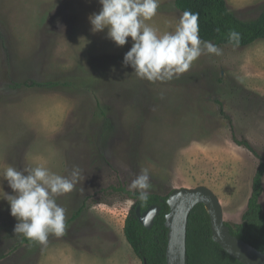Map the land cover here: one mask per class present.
I'll list each match as a JSON object with an SVG mask.
<instances>
[{
    "label": "rangeland",
    "instance_id": "rangeland-1",
    "mask_svg": "<svg viewBox=\"0 0 264 264\" xmlns=\"http://www.w3.org/2000/svg\"><path fill=\"white\" fill-rule=\"evenodd\" d=\"M227 3L245 20L264 10V0ZM101 7L99 0H0V169L82 171L74 189L57 198L65 222L81 209L79 216L45 244H22L0 199V257L8 254L0 264H143L124 233L135 203L127 191L143 168L149 193L211 188L230 225L247 209L264 156V38L216 45L221 55L204 52L178 78L149 82L122 66L131 37L117 46L107 29L91 30L89 16ZM182 13L174 0H159L146 23L163 34ZM26 79L69 85L14 87ZM3 190L12 193L6 181ZM259 200L264 207V178Z\"/></svg>",
    "mask_w": 264,
    "mask_h": 264
},
{
    "label": "clouds",
    "instance_id": "clouds-1",
    "mask_svg": "<svg viewBox=\"0 0 264 264\" xmlns=\"http://www.w3.org/2000/svg\"><path fill=\"white\" fill-rule=\"evenodd\" d=\"M101 9L92 13L89 21L93 32L107 29V38L117 46H124L131 37V47L123 57L122 66L131 67L132 73L149 82H164L178 78L191 67L202 53L221 55L222 49L199 37L198 13L184 11L173 30L159 34L146 21L157 13L159 0H99ZM240 33L229 30L228 40L239 44ZM82 171L74 166L68 176H61L44 165L17 169L8 165L0 169V182L6 181L12 189L4 190L0 199L9 204L10 215L17 223L14 233L45 244L49 234L57 237L65 232L66 209L57 198L71 192L80 182ZM150 176L141 169L129 186L138 200L149 199ZM151 215V213H149Z\"/></svg>",
    "mask_w": 264,
    "mask_h": 264
},
{
    "label": "trees",
    "instance_id": "trees-1",
    "mask_svg": "<svg viewBox=\"0 0 264 264\" xmlns=\"http://www.w3.org/2000/svg\"><path fill=\"white\" fill-rule=\"evenodd\" d=\"M175 5L182 12L191 11L198 13L199 37L204 41H210L215 45L231 44L235 46H247L255 41L264 38V10L255 18L245 20L238 17L228 6L227 0H174ZM235 30L240 33L239 44L229 42L228 32ZM59 85H69V82L62 81H37L26 79L16 82L15 88L22 86L28 88H52ZM220 104L221 113L229 120L227 114ZM101 114L105 119L106 126L111 125V121L105 111ZM236 143L251 149L246 139L240 140L233 135ZM264 178V156L260 158V163L256 169L252 182V192L248 200V205L240 223L228 224L233 235L250 243L264 253V207L260 203V196L263 193ZM130 197L135 199L133 207L130 209L124 226L125 236L133 248L136 255L148 264H166V248L168 243V228L165 226L166 215L170 211L167 200L171 193L161 195L158 193H148L147 202H141L131 191H127ZM157 204L161 207L160 213L155 218L152 228L144 226L138 218L137 207L141 206L144 212L150 206ZM78 209L69 218L65 225H69L80 214ZM22 244H35L36 241L29 240L23 235L20 236ZM187 264H243L231 256L213 238L211 218L204 204L200 203L194 207L188 223L187 235ZM14 248L9 252H13ZM8 254L0 257V260Z\"/></svg>",
    "mask_w": 264,
    "mask_h": 264
},
{
    "label": "water",
    "instance_id": "water-1",
    "mask_svg": "<svg viewBox=\"0 0 264 264\" xmlns=\"http://www.w3.org/2000/svg\"><path fill=\"white\" fill-rule=\"evenodd\" d=\"M170 211L166 215L165 226L168 228L166 264H187V235L189 216L194 207L204 204L211 218L213 238L231 256L243 264H264V253L235 236L224 220L223 207L215 192L205 186L182 187L174 189L167 200ZM161 207L157 204L150 206L144 212L137 207L139 221L147 228H152ZM151 213V215H149ZM143 264H148L144 260Z\"/></svg>",
    "mask_w": 264,
    "mask_h": 264
}]
</instances>
